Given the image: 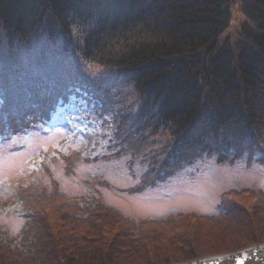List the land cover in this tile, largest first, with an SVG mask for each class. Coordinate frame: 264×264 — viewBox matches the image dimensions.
Returning <instances> with one entry per match:
<instances>
[{"label":"trees","instance_id":"trees-1","mask_svg":"<svg viewBox=\"0 0 264 264\" xmlns=\"http://www.w3.org/2000/svg\"><path fill=\"white\" fill-rule=\"evenodd\" d=\"M235 3L242 22L231 41L223 33ZM72 95L110 124L107 152L82 159L46 151L40 165L49 184L17 185L30 250L0 236V264H170L264 242L254 221L242 226L248 215L237 201L259 198L249 205L264 212L261 190H226L221 216L136 220L68 196L49 166L59 159L69 176L78 161L125 158L131 173L134 163L145 167L138 184L120 189L137 194L203 153L229 164L257 153L264 163V0H0V135L47 125ZM95 182L111 187L83 180ZM187 220L192 232L200 228L194 220L226 229L220 246L159 256L155 231ZM237 231L245 235L228 233Z\"/></svg>","mask_w":264,"mask_h":264},{"label":"rangeland","instance_id":"rangeland-1","mask_svg":"<svg viewBox=\"0 0 264 264\" xmlns=\"http://www.w3.org/2000/svg\"><path fill=\"white\" fill-rule=\"evenodd\" d=\"M241 18L236 4L231 8L230 24L223 37H229L231 41L237 37ZM90 110L91 105L83 98L72 95L70 103L60 106L48 125L38 126L20 134L0 135V236L14 239L13 247L17 246L23 253H28L31 239L23 236L29 224L21 216L23 208L17 185L49 184V177L40 165L43 159L49 158L44 157L49 149H61L66 154L77 151L82 159H91L107 152L110 124L105 123L103 118L94 117ZM52 156H58V153L52 150ZM258 157L256 153L249 163L248 157L244 155L229 164L219 163L214 156L203 153L166 182L146 188L137 194H128L120 189L138 184L145 167L134 163L131 173L125 158L96 162L78 161L74 172L69 176L64 173L61 160L58 159L57 163L49 161V166L68 196L85 197L92 205L100 201L109 209L131 219H165L177 213L190 212L198 215H224L225 209L221 207V202L226 190L248 187L264 192V163L258 162ZM83 180H107L111 187H104L97 182L89 186L83 183ZM241 195L243 194H231L228 197ZM237 201L245 203V215H248V223H243L242 220V226L252 227L254 221L256 230L264 235V212L249 205H257L261 200L248 196ZM237 210L234 209L233 213ZM194 221L192 223L199 224L200 227L194 229L197 232L184 229L190 224L188 220L182 226L178 224L175 229H157L155 232L163 236L157 239L163 243L159 256L171 254V257H177L183 252L186 253L188 246L192 244L199 251L206 253L220 246L216 243L219 239L217 235L225 234L226 229H217L214 223L210 224L213 226L211 229L206 226L202 228L203 222ZM237 232L228 233H232V236L245 235L242 231ZM238 239H233V242H238Z\"/></svg>","mask_w":264,"mask_h":264},{"label":"water","instance_id":"water-1","mask_svg":"<svg viewBox=\"0 0 264 264\" xmlns=\"http://www.w3.org/2000/svg\"><path fill=\"white\" fill-rule=\"evenodd\" d=\"M264 264V242L254 243L233 252L198 256L170 264Z\"/></svg>","mask_w":264,"mask_h":264},{"label":"snow or ice","instance_id":"snow-or-ice-1","mask_svg":"<svg viewBox=\"0 0 264 264\" xmlns=\"http://www.w3.org/2000/svg\"><path fill=\"white\" fill-rule=\"evenodd\" d=\"M91 67V66H90ZM46 150V149H45ZM240 264H243V261L240 262Z\"/></svg>","mask_w":264,"mask_h":264}]
</instances>
